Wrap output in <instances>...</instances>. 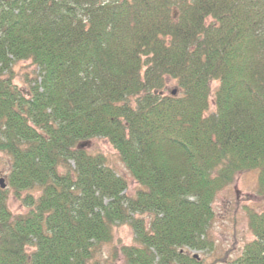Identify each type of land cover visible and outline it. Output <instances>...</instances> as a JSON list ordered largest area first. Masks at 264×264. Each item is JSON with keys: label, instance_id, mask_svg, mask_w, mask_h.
Here are the masks:
<instances>
[{"label": "trees", "instance_id": "obj_1", "mask_svg": "<svg viewBox=\"0 0 264 264\" xmlns=\"http://www.w3.org/2000/svg\"><path fill=\"white\" fill-rule=\"evenodd\" d=\"M0 152L28 208L0 185V264H203L218 191L256 169L264 195V0H0ZM248 219L229 264H264V209Z\"/></svg>", "mask_w": 264, "mask_h": 264}, {"label": "rangeland", "instance_id": "obj_2", "mask_svg": "<svg viewBox=\"0 0 264 264\" xmlns=\"http://www.w3.org/2000/svg\"><path fill=\"white\" fill-rule=\"evenodd\" d=\"M28 64V62H22L15 66L16 80L19 84H24L26 78L33 75L32 66ZM212 85L215 87L218 86V83L213 82ZM175 86V83L171 82L167 89L172 90ZM212 99L213 93L209 100V110L213 108ZM86 148L90 153L100 152L105 155L119 174L128 180L127 192L129 194L134 192L135 181L106 139H90L86 142ZM9 171L10 157L0 152V178L3 179V183L7 187V207L13 215L26 213L28 208L8 185ZM21 195L23 197L24 193L21 192ZM212 207L214 216L207 232L211 246L208 250L194 251L193 253L203 261V264H229L241 254L245 243L253 239V233L249 227L248 211L253 209L260 212L264 209V195L258 189L257 170L249 169L235 174L226 187L218 191ZM131 243L132 231L128 224H122L115 228L112 241L104 245L103 253L102 255L99 253L98 258L102 262L105 259L110 260L108 257L112 253L111 249L114 245L117 249L120 244L129 245ZM116 262L122 264V261L117 260Z\"/></svg>", "mask_w": 264, "mask_h": 264}, {"label": "water", "instance_id": "obj_3", "mask_svg": "<svg viewBox=\"0 0 264 264\" xmlns=\"http://www.w3.org/2000/svg\"><path fill=\"white\" fill-rule=\"evenodd\" d=\"M174 92V91H173ZM0 185L3 188L5 185L2 183V179H0Z\"/></svg>", "mask_w": 264, "mask_h": 264}]
</instances>
